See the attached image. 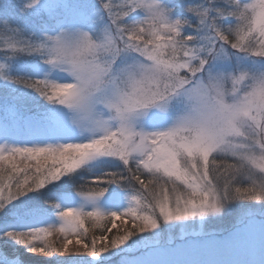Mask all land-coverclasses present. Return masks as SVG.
<instances>
[{
    "label": "snow or ice",
    "instance_id": "6c2138e0",
    "mask_svg": "<svg viewBox=\"0 0 264 264\" xmlns=\"http://www.w3.org/2000/svg\"><path fill=\"white\" fill-rule=\"evenodd\" d=\"M13 2L15 19L28 16L38 17L47 10L48 20L39 28L29 29L31 35H25V29L13 26V19H7V38L0 51L10 58L19 54L38 55L46 48L59 51L71 37H78L83 42L88 36L83 32H69V28H83L90 32L103 26L105 39L114 44V54L119 56L124 41L126 47L140 57L150 62L163 65L166 69L180 73L195 74L194 69L209 67L210 60H223L238 50L247 52L245 47L251 43V54L260 58L264 56V29L255 22L264 17V0H257L251 8L252 26L238 36L240 48L236 43L226 41L225 36L233 27V8L231 4L211 8L199 3V0H183L177 5L182 19L191 20L184 28H178L179 22H172L167 9L159 0H97L75 9L78 23H66L62 18L63 9L53 7L52 0H30L23 8L18 0ZM192 2L195 7L189 8L188 16L183 9L185 4ZM249 3V0H241ZM20 9V11H17ZM23 12V15L20 14ZM143 17L140 19V17ZM196 16L201 17L199 23ZM245 16L244 12L240 13ZM227 25V29L224 27ZM56 33V35H49ZM231 47L232 52L227 51ZM173 55L170 56L169 53ZM223 67V65H218ZM5 66L0 64V69ZM0 80L30 89L36 95L46 98L49 102L57 101L67 104L69 108L84 110L88 107V96L79 91H72L71 86L56 84L47 77L42 79L12 78L0 72ZM184 81L177 79V87ZM148 147L145 149L144 144ZM119 144V149L114 145ZM130 137L123 140L118 135H106L87 142H67L43 147H9L0 145V222L8 219L21 221L24 217L39 219L51 209L59 221L57 226L33 227L27 230H4L0 239L11 241L15 245L24 246L28 252L43 257L54 255L66 256L74 251L75 255L87 256L105 264L104 254L112 250L122 249L135 236L142 233H152L160 225L173 224L176 221H187L189 218L204 217L208 210L201 207L197 197L203 196L206 203L210 192L215 193L213 171L224 174L226 169L234 167V161L212 160L206 152L196 157L183 150V145L175 140L174 133L159 132L152 136H141V143L136 145V151L142 153L140 158H134L129 151ZM182 157H187L191 171L184 167ZM94 162H102L111 167L119 166L120 171L104 169L98 174H90V178L74 187V194L82 204L79 207L62 205L63 200L71 195L64 191L65 178L69 181L80 173L85 166ZM153 173L159 176L162 187V201L156 202L157 215L139 211L140 202L137 198L135 207L129 206L122 212L105 213L95 205L104 197L107 187L113 184H133L146 188ZM202 181L212 184L209 191H201ZM177 185L190 190L191 196L185 199L179 193L174 198L169 196V190ZM50 186L59 189L57 200H50L46 190ZM249 189L241 191L234 188V198L249 200L259 199V196L248 195ZM30 193L37 194V199L28 201L22 198ZM224 194H228V184H225ZM149 209L151 205L143 201ZM11 206V207H10ZM90 206V207H89ZM212 213L219 211L218 204H213ZM157 216L159 219H157ZM119 222V223H118ZM115 229V233H113ZM112 233V235H108ZM59 234L63 240L50 242L49 237ZM90 236V241H89ZM75 245L70 249V245ZM135 244V242H134ZM133 245H128L131 248ZM139 250V249H138ZM130 257L121 256L127 264ZM3 264H20L19 260H9L2 257ZM39 264V261H33Z\"/></svg>",
    "mask_w": 264,
    "mask_h": 264
},
{
    "label": "clouds",
    "instance_id": "9594fccd",
    "mask_svg": "<svg viewBox=\"0 0 264 264\" xmlns=\"http://www.w3.org/2000/svg\"><path fill=\"white\" fill-rule=\"evenodd\" d=\"M28 2L30 0H18L21 8ZM159 3L167 9L172 22H179L178 28L191 23V20L182 19L176 14L175 6H169L166 0H159ZM199 3L208 8L232 5L233 13L230 15L233 27L225 39L236 43L239 49L238 36L252 26L254 9L251 5L257 0H249V3H241V0H199ZM191 7H195V4L186 3L183 11L188 16H195V13L189 12ZM241 12L245 13L244 17L240 16ZM20 14L23 15V12ZM200 19L196 16L197 23ZM255 22L264 29V17L257 18ZM7 25V19H0V46H4L7 38ZM224 27L227 29L228 26ZM67 31L83 32L88 36V41L85 43L73 36L59 51L52 50L50 45L35 56L48 70L66 77L64 82L55 81L56 84L71 86L72 91L87 95L88 107L76 110L67 104L49 102L39 97L65 112L69 126L82 137L78 142L106 135H118L121 140L128 136L129 151L134 158H140L142 153L135 149L141 143V136L168 132L175 134V140L183 145L184 151L197 158V163L201 152H206L212 160L234 161V167L226 169L224 174L213 171L215 193L210 192L206 203L203 196L197 197L201 201L200 206L206 208L209 214L197 216L195 221L216 218L233 203H264V71H252L239 62L231 67L218 66L231 64L235 56L264 60V56L257 58L251 54V43L245 46L247 52L238 50L226 59L210 60L209 67H197L195 74H186L147 61L127 49L128 41H124L121 54L116 56L115 45L106 41L103 26L95 32L83 28H69ZM227 51L232 52L230 46ZM177 79L184 81L182 86L177 87ZM151 111L171 113L168 126L162 130L145 131L142 120ZM119 147V144L114 145L116 149ZM144 147L147 149V143ZM182 163L191 171L187 157H182ZM153 176L155 179L150 180L146 188L127 185L130 191L127 208L130 204L135 207L138 198L139 211L157 215L156 202L162 201L163 185L158 175L153 173ZM201 183L202 192L212 188L207 181ZM226 183L227 196L224 194ZM236 187L241 191L249 189L248 195H258L259 199L234 198ZM177 193L185 199L191 196L190 190L180 185L169 190L171 198ZM144 200L151 205L150 209L144 205ZM213 204H218L217 213L210 211Z\"/></svg>",
    "mask_w": 264,
    "mask_h": 264
},
{
    "label": "rangeland",
    "instance_id": "374dc122",
    "mask_svg": "<svg viewBox=\"0 0 264 264\" xmlns=\"http://www.w3.org/2000/svg\"><path fill=\"white\" fill-rule=\"evenodd\" d=\"M95 2L97 0H52L53 7L63 9L61 18L66 23H78L79 18L74 14L75 9ZM182 2L183 0H166L169 6H175L176 13L180 11L177 5ZM3 16L12 18L14 27L25 29V35H31L29 29L39 28L48 20L47 10L38 17L15 19L12 0H0V19ZM237 62L252 71H264V60H252L240 56L233 57L231 64L223 67L235 66ZM0 64L5 66L0 72L12 78L47 77L56 82L66 80L63 75L48 70L35 55L19 54L8 58L0 51ZM170 116L171 113L151 111L142 120V127L145 131L162 130L168 126ZM81 139L74 128L69 126L68 117L62 109L47 104L30 89L0 80V145L43 147L78 142ZM104 169L121 170L119 166L111 167L102 162L85 166L71 181L65 178L63 190L71 195L58 202L62 205L79 207L82 201L75 196L73 185L78 187L83 180L90 178V174H98ZM46 192L48 199L55 197L57 200L60 190L50 186ZM129 196L127 185L113 184L107 187L104 197L97 201L95 206L105 213H119L126 210ZM37 198L36 194L32 200ZM0 216H3V213ZM14 217L15 214L13 219L0 222V232L27 230L33 227H54L59 224L54 211L50 209L39 219L24 217L21 221H17ZM195 219L161 224L155 232L135 236L122 249L105 253V264H125L121 256L130 257L127 264H264V203L237 202L229 205L223 214L216 218H208L202 222ZM115 231L113 229V233ZM49 240L56 243L63 240V237L54 234ZM5 242L12 246L11 248L20 246L11 241ZM128 245L133 246L129 248ZM21 247L24 249L20 252L15 248L7 252L8 250L4 251L5 249L1 247L0 258L19 260L20 264H33V261H39V264H98L97 260L91 257L68 256L75 255L74 251L66 253V256L43 257L28 252L24 246ZM75 247L74 244L70 245V249ZM0 264H3L2 260Z\"/></svg>",
    "mask_w": 264,
    "mask_h": 264
},
{
    "label": "trees",
    "instance_id": "16d2710c",
    "mask_svg": "<svg viewBox=\"0 0 264 264\" xmlns=\"http://www.w3.org/2000/svg\"><path fill=\"white\" fill-rule=\"evenodd\" d=\"M35 195L36 194H34V193H30L29 195H28V197H24V198H22L23 200H25V201H28L29 200V198L31 197L32 199L35 197ZM51 200H56V198L54 197V198H52ZM51 210V209H50ZM50 212H52V211H50ZM49 213V212H48ZM1 214V213H0ZM4 248L5 250L4 251H6V250H8L7 252H10L13 248H15V247H13V248H11L9 245H8V243H6L4 240H0V248ZM10 248V249H9ZM16 249V251H21L22 249H24L23 247H21V246H17V248H15Z\"/></svg>",
    "mask_w": 264,
    "mask_h": 264
}]
</instances>
